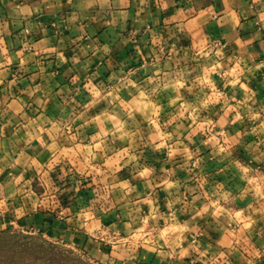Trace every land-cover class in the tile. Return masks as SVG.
Masks as SVG:
<instances>
[{
    "label": "clouds",
    "instance_id": "clouds-1",
    "mask_svg": "<svg viewBox=\"0 0 264 264\" xmlns=\"http://www.w3.org/2000/svg\"><path fill=\"white\" fill-rule=\"evenodd\" d=\"M262 89L264 0H0V264H264Z\"/></svg>",
    "mask_w": 264,
    "mask_h": 264
},
{
    "label": "rangeland",
    "instance_id": "rangeland-1",
    "mask_svg": "<svg viewBox=\"0 0 264 264\" xmlns=\"http://www.w3.org/2000/svg\"><path fill=\"white\" fill-rule=\"evenodd\" d=\"M0 259H6V257L0 256ZM49 260L48 254L43 249H31L24 256L21 264H49Z\"/></svg>",
    "mask_w": 264,
    "mask_h": 264
},
{
    "label": "crops",
    "instance_id": "crops-1",
    "mask_svg": "<svg viewBox=\"0 0 264 264\" xmlns=\"http://www.w3.org/2000/svg\"><path fill=\"white\" fill-rule=\"evenodd\" d=\"M261 94H262V96H264V89L261 90Z\"/></svg>",
    "mask_w": 264,
    "mask_h": 264
}]
</instances>
